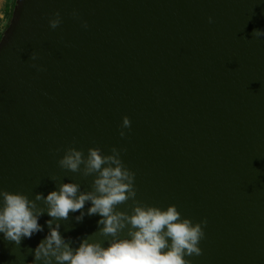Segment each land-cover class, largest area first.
<instances>
[{
    "label": "water",
    "instance_id": "95a60500",
    "mask_svg": "<svg viewBox=\"0 0 264 264\" xmlns=\"http://www.w3.org/2000/svg\"><path fill=\"white\" fill-rule=\"evenodd\" d=\"M254 29L264 30V0H14L0 35V188L30 199L60 182L88 191L91 177L59 168L64 149L123 147L139 200L207 220L192 264H264V37ZM79 214L60 222L73 248L100 227L98 214ZM49 219L19 246L0 233V264H30Z\"/></svg>",
    "mask_w": 264,
    "mask_h": 264
},
{
    "label": "clouds",
    "instance_id": "9594fccd",
    "mask_svg": "<svg viewBox=\"0 0 264 264\" xmlns=\"http://www.w3.org/2000/svg\"><path fill=\"white\" fill-rule=\"evenodd\" d=\"M70 15L82 28L89 27L78 10L73 9ZM207 19L210 24L214 22L211 16ZM62 23L59 10L48 17L52 30ZM252 37H264V30L254 29ZM37 58L36 52L30 54L31 61ZM30 66L44 70L35 63ZM126 129L130 131L131 121L125 115L118 132L122 139L127 135ZM124 151L125 148L116 146L107 154L99 146L89 147L87 154L71 145L64 149L57 161L59 168L85 180L91 177L88 191H81L78 182H60L58 191H50L46 196L37 192L30 199L22 192L0 188V233L4 240L19 246L22 239L43 231L38 218L47 212L51 217L46 221L49 232L34 249H28L34 256L30 264H192L189 257L203 254L200 242L205 238L207 220L193 222L182 216L175 204L161 208L139 200L135 173L121 157ZM130 201V211L120 209V205H128ZM87 202L90 206L85 213ZM76 212L80 213L75 216L77 222L85 215L98 214L100 227L73 248L71 239L66 240L59 229L60 222ZM97 236L107 241L106 247Z\"/></svg>",
    "mask_w": 264,
    "mask_h": 264
},
{
    "label": "rangeland",
    "instance_id": "374dc122",
    "mask_svg": "<svg viewBox=\"0 0 264 264\" xmlns=\"http://www.w3.org/2000/svg\"><path fill=\"white\" fill-rule=\"evenodd\" d=\"M12 0H0V35L5 29L10 15H9V8Z\"/></svg>",
    "mask_w": 264,
    "mask_h": 264
},
{
    "label": "trees",
    "instance_id": "16d2710c",
    "mask_svg": "<svg viewBox=\"0 0 264 264\" xmlns=\"http://www.w3.org/2000/svg\"><path fill=\"white\" fill-rule=\"evenodd\" d=\"M13 3H14V0L11 1L10 8H9V11H8L9 12V15L11 13V10H12V7H13Z\"/></svg>",
    "mask_w": 264,
    "mask_h": 264
}]
</instances>
